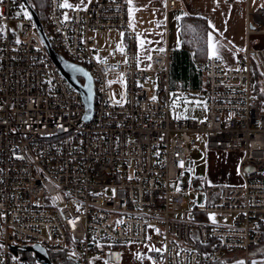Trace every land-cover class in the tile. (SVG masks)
Listing matches in <instances>:
<instances>
[{"label": "built area", "instance_id": "1", "mask_svg": "<svg viewBox=\"0 0 264 264\" xmlns=\"http://www.w3.org/2000/svg\"><path fill=\"white\" fill-rule=\"evenodd\" d=\"M22 1L0 0V264H48L22 248L35 244L51 264H121L132 243L148 241L162 243L160 264H264V110L250 68L253 55L264 68V50L248 47L238 67L200 62L206 117H174L170 48L140 63L125 0L72 10L49 0L52 47L95 80L86 119L32 14L16 16ZM179 6L167 0V10ZM262 31L248 21V35ZM196 134L209 150L242 153L238 182L201 184Z\"/></svg>", "mask_w": 264, "mask_h": 264}, {"label": "crops", "instance_id": "2", "mask_svg": "<svg viewBox=\"0 0 264 264\" xmlns=\"http://www.w3.org/2000/svg\"><path fill=\"white\" fill-rule=\"evenodd\" d=\"M125 1L128 4L129 24L137 32L139 60L142 65L150 63L148 57L152 52L165 49L167 45L170 48V62L175 59V52L183 49V20L185 18L205 20L208 28L205 33L207 45L204 56L211 55L208 40L211 35L212 44L226 66L238 67L240 65L239 54L245 52L248 47L264 50V20L257 13L259 8H264V0H179L180 6L173 10H167V0H131V3L129 0ZM67 2L72 4L73 8H66L72 10L86 6L89 0H67ZM64 3L65 0H63ZM248 21L254 27L262 28L263 31L248 35ZM165 24H168V28L164 27ZM141 41H143V47H141ZM255 59L261 62L257 55L252 56L251 83L252 75L255 74L257 82L252 85V88L261 96L264 88L258 85L260 84V72L256 70L252 62ZM203 61L197 62L198 67ZM203 81L206 86L205 74ZM174 89L184 88L178 86ZM186 89L193 94L200 91L205 93L202 89ZM208 151L210 154L221 156L218 168L212 169L208 175V183L240 180L241 152L209 149ZM160 248H162V243L156 241L132 243L130 248L125 250L121 264H160L156 257L157 251L153 250ZM98 264H106V262L98 261ZM107 264L115 263L107 262Z\"/></svg>", "mask_w": 264, "mask_h": 264}, {"label": "rangeland", "instance_id": "3", "mask_svg": "<svg viewBox=\"0 0 264 264\" xmlns=\"http://www.w3.org/2000/svg\"><path fill=\"white\" fill-rule=\"evenodd\" d=\"M27 13V16L25 15ZM16 16L19 18L30 17L29 8L22 1L16 9ZM12 28H14L17 33L21 31V24L19 22H13ZM115 35V34H113ZM106 34L101 33L99 35L100 42H103L106 38ZM256 67V70L260 72L259 80L260 85L264 88V69L262 63L255 59L252 61ZM82 80L84 78L80 76ZM257 82L255 74L252 75V85ZM152 87H155L152 80L147 81ZM264 90V89H263ZM201 92V91H200ZM195 92V94L188 92L186 88L184 89H172L171 90V100H170V111L174 117H184V118H194L198 120H203L206 117V98L204 93ZM262 96L263 110H264V92ZM196 138L199 144V151L194 154L195 166H194V176L198 177L202 185H206L208 182V175L212 169L218 168L221 156L210 154L207 149V139L202 134H196ZM219 182H231L227 180H222ZM205 187V186H204ZM195 196L198 198L200 204L206 203V197L203 190L195 189Z\"/></svg>", "mask_w": 264, "mask_h": 264}, {"label": "trees", "instance_id": "4", "mask_svg": "<svg viewBox=\"0 0 264 264\" xmlns=\"http://www.w3.org/2000/svg\"><path fill=\"white\" fill-rule=\"evenodd\" d=\"M28 1L37 11L47 29L49 0ZM207 28L208 26L203 19L185 18L183 20V49L175 52V59L170 62L172 89L180 86V88H195L202 89L203 92L206 91L203 81L205 70L203 67H198L197 62L200 60L205 61L208 58V56H204L206 55L205 33Z\"/></svg>", "mask_w": 264, "mask_h": 264}, {"label": "water", "instance_id": "5", "mask_svg": "<svg viewBox=\"0 0 264 264\" xmlns=\"http://www.w3.org/2000/svg\"><path fill=\"white\" fill-rule=\"evenodd\" d=\"M23 1L28 6L30 13L34 17L38 30L42 35V38L45 41L46 45L48 46L52 57L58 64L61 72L66 76L70 84L82 93L86 106L85 118L90 119L94 114L96 95L95 80L93 75L86 67L68 60L64 55H62L52 47L37 11L32 7L28 0ZM80 76L84 78L83 82L81 81ZM22 248L24 250L34 251L37 255V259H39L40 261L48 264L52 263L48 252L41 245H25L22 246Z\"/></svg>", "mask_w": 264, "mask_h": 264}, {"label": "snow or ice", "instance_id": "6", "mask_svg": "<svg viewBox=\"0 0 264 264\" xmlns=\"http://www.w3.org/2000/svg\"><path fill=\"white\" fill-rule=\"evenodd\" d=\"M129 3H131V0H129ZM62 6L63 7H67V8H73V5L70 4V3H68L67 0H65V3ZM25 15L27 16V13H25ZM0 31H2V29H0ZM208 40H209V48L211 49V53H210L211 56L212 57L219 58L218 53H217L214 45L212 44V37H211V35H209ZM141 47H143V41H141ZM118 50L121 51V52H123V46L122 45H118ZM160 51H163V49H160ZM148 59H151V57L149 56ZM114 82H120V83H122L123 82V75L122 74H119L117 76V79L115 81L109 80L108 81L109 86H111V84L114 83ZM152 99L155 100L156 97L153 96ZM116 103H120V101H116ZM51 199H53V201H55L56 198L55 197H52ZM201 207H203V205H201ZM210 219H213V221H214V216H210ZM153 250L159 251L158 249H153ZM106 264H107V262H106ZM237 264H244V262L243 261H240V262H237Z\"/></svg>", "mask_w": 264, "mask_h": 264}, {"label": "flooded vegetation", "instance_id": "7", "mask_svg": "<svg viewBox=\"0 0 264 264\" xmlns=\"http://www.w3.org/2000/svg\"><path fill=\"white\" fill-rule=\"evenodd\" d=\"M81 79V78H80ZM82 80V79H81Z\"/></svg>", "mask_w": 264, "mask_h": 264}]
</instances>
